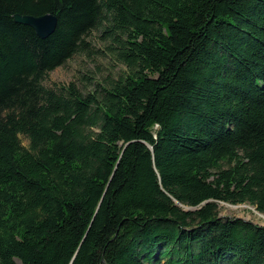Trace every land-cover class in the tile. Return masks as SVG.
Returning a JSON list of instances; mask_svg holds the SVG:
<instances>
[{
    "label": "trees",
    "instance_id": "obj_1",
    "mask_svg": "<svg viewBox=\"0 0 264 264\" xmlns=\"http://www.w3.org/2000/svg\"><path fill=\"white\" fill-rule=\"evenodd\" d=\"M80 54L126 68L44 85ZM221 202L264 214V0H0V264H264Z\"/></svg>",
    "mask_w": 264,
    "mask_h": 264
},
{
    "label": "rangeland",
    "instance_id": "obj_2",
    "mask_svg": "<svg viewBox=\"0 0 264 264\" xmlns=\"http://www.w3.org/2000/svg\"><path fill=\"white\" fill-rule=\"evenodd\" d=\"M95 48L105 51V45L99 38V33L95 31L88 39ZM126 67L123 64L116 63L113 58L99 54L94 57H88L85 54L76 55L70 59L64 66H61L50 73L44 81L47 87H59L76 82L85 92L94 89L93 85L85 81L86 76H91L97 81H103L105 78L118 76ZM24 146L30 147L29 140L21 136ZM186 210L191 208L186 207ZM220 216L225 218H240L252 221L254 224L264 226V214L250 204L234 205L230 203H219Z\"/></svg>",
    "mask_w": 264,
    "mask_h": 264
},
{
    "label": "water",
    "instance_id": "obj_3",
    "mask_svg": "<svg viewBox=\"0 0 264 264\" xmlns=\"http://www.w3.org/2000/svg\"><path fill=\"white\" fill-rule=\"evenodd\" d=\"M13 18L19 24L32 27L42 38H48L53 35L59 23L58 17L51 13L41 16L15 14Z\"/></svg>",
    "mask_w": 264,
    "mask_h": 264
}]
</instances>
